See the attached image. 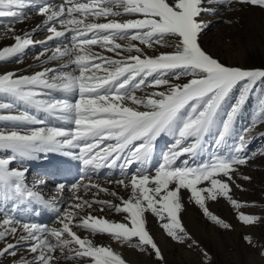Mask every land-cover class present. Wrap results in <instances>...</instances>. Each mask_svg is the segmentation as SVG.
Returning a JSON list of instances; mask_svg holds the SVG:
<instances>
[{"label": "snow or ice", "instance_id": "obj_1", "mask_svg": "<svg viewBox=\"0 0 264 264\" xmlns=\"http://www.w3.org/2000/svg\"><path fill=\"white\" fill-rule=\"evenodd\" d=\"M214 3L264 10V0H0V18L10 19L3 35L12 41L0 44V63H19L28 49L43 46L34 57L39 70L0 72V111L9 112L0 115V121L14 125L0 129V193L5 201H13L12 211L16 202H28L56 213L49 227L5 210L0 215V264H129L113 245L168 264L148 228L149 214L167 240L196 252L199 264H212L209 251L183 221L184 193L188 203L221 230L234 231L232 223L209 207L221 199L242 226L264 224V215L245 211L255 209L257 202L234 194V189L246 191L238 180H252L240 169L257 155L264 156V151L249 155L247 150L254 130L264 124V69L228 66L205 51L200 37L209 22L201 17L214 13L205 6ZM25 9H34L42 22L17 33L13 25L24 22ZM41 31L47 33L44 39L34 40ZM61 38L67 43L47 47ZM51 62L59 63L46 66ZM254 91L259 93L256 110L236 133L235 120ZM20 105L25 110L11 114ZM28 108L69 127L37 126L45 121ZM165 135L173 143L151 170L147 165ZM209 135L227 154L214 151L195 166L188 160L177 163L183 155H198ZM259 135L264 138V132ZM54 151L79 161L82 175L70 186L58 184V195L46 199L27 184L23 163ZM17 161L21 167L13 168ZM102 168L119 169L122 178L108 183L123 188L127 198L91 181L87 174ZM66 187L71 200L58 207ZM93 189L91 199L80 195ZM98 193L113 199H100ZM106 211L120 219L94 214ZM100 236L109 243H98ZM241 239L264 258V243L250 234Z\"/></svg>", "mask_w": 264, "mask_h": 264}, {"label": "rangeland", "instance_id": "obj_2", "mask_svg": "<svg viewBox=\"0 0 264 264\" xmlns=\"http://www.w3.org/2000/svg\"><path fill=\"white\" fill-rule=\"evenodd\" d=\"M205 6L214 10V13L206 12L201 17V19L204 20L205 22H209V27L204 31V33L200 37V43L202 47L205 49V51H207L209 54H212L215 58L219 59L222 63L228 66L241 67L245 69H264V10L258 7H252L241 4H235L231 8L226 5H221L216 3L211 5L206 4ZM25 16L26 19L24 20L23 23L16 22L13 25L17 33H21L25 31V29H30L31 27L29 24L36 22V20L37 21L39 20L38 15L36 14L29 15L26 12V10H25ZM229 20L232 21V23L230 24L226 23V21ZM9 24H10L9 18H0V44H3L5 46L12 42L10 39L6 38L3 35L4 28ZM46 35H47L46 32L41 31L36 33L33 36V39L39 41L41 39H44ZM61 39L57 40L54 43V45H58L60 43H67L66 40H64L63 38ZM42 49L43 46L37 44L35 47H32L26 51V53L22 56L19 63L15 61L0 63V72L8 71L10 68H13L17 65H28L34 63L36 61L34 57L40 51H42ZM244 52L248 53L247 60L244 63L243 62L239 63L238 61L241 60L240 58ZM106 55H111V54L106 53ZM227 60L228 61L230 60L231 63L229 64ZM260 87L261 85L257 84V88ZM58 94L59 93H57L55 96H57ZM236 95H238V89L234 90L233 92V97H235ZM258 95L259 93L254 91L251 97L249 98V100L247 101V103L245 104V106L243 107L242 111L238 114L234 125L236 133H239L243 127L247 126L250 123L252 114L256 110ZM232 102H234V99L230 100L228 103L230 104ZM261 132H264V124L259 125L254 130L253 133L254 138L252 139L251 143L248 145V149H247L249 155H251L253 152L264 151V138L260 137L259 135V133ZM172 143L173 140L172 137L170 136L165 135L159 138L156 147L157 152H160V154L162 155L163 152L168 150L169 146ZM228 143L229 145L232 144L233 140L229 139ZM214 151L217 154H227L228 149L223 146L217 148L214 142V136L209 135L205 140L203 149L199 152L198 155H196L195 157H191L187 154L183 155L178 159L177 163L182 164L184 160H188L190 165L195 166L197 164H201L209 160ZM240 171L246 175L251 176L252 180L251 182L238 180L239 183L244 185L246 191L240 192L234 189L235 197L246 201H256L258 206L255 209H245V211L254 210L253 212L259 215H264V156L257 155L255 158L250 160L248 166L242 167ZM75 176H77V174H75ZM75 181L76 180H74L73 182ZM46 191H49V193L51 192L49 188ZM17 204L19 205V202H17ZM226 204L227 202L224 201L223 199H221L217 203H213V202L209 203V207L214 213L218 214L228 222L232 223L234 226V231L231 232L224 231L215 227L219 232L218 234L222 239V243L224 244L225 250L223 252V256L221 259L220 258L216 259L214 254L211 251H209V253L213 258L212 264H238L236 258L238 249L235 245L238 244L246 245L244 241L241 239V236L243 234H250L254 237L255 240L264 243V231H263L264 224H259L252 228L242 226L235 220L234 212L229 205L228 208L230 209V212L227 213ZM193 209L196 212V219L199 222L202 223L204 221L205 224L207 225L210 224L205 220L200 210L195 205H193ZM106 213L115 214L113 212H107V211ZM154 221H155L154 218L149 214L148 225L151 228V230L154 229L156 234H158L156 240L160 244L162 249L164 248L163 251H165L164 240L167 238L163 235L159 227L155 225L156 223ZM185 225L188 228V230L193 234V236L200 241L201 233L191 228L187 223H185ZM160 236L161 237L164 236V237L161 238ZM99 242L108 243V239L107 237L102 236L101 239H98V243ZM168 243L171 244L172 242L169 241ZM171 245L172 248L168 249V253H171L173 259L171 264L191 263L190 261H187L185 259L183 261H180L179 259L178 261V258L180 257V248L187 250L185 247L176 245L174 243H172ZM194 253L196 255V258L198 259V262H196V264H199L200 257L196 252ZM6 263L7 260H4L3 264ZM67 264H73V262H67ZM154 264H156L155 260H154Z\"/></svg>", "mask_w": 264, "mask_h": 264}, {"label": "bare ground", "instance_id": "obj_3", "mask_svg": "<svg viewBox=\"0 0 264 264\" xmlns=\"http://www.w3.org/2000/svg\"><path fill=\"white\" fill-rule=\"evenodd\" d=\"M52 3H59L60 0H50ZM26 12L29 15L36 14L34 9H25ZM39 20L36 22H33L30 25V29H25V31H29L37 24H40L42 22V18L40 16ZM27 27V26H26ZM62 40V39H61ZM56 41H51L47 45V47L54 49L57 45H54ZM99 50V49H96ZM256 50V49H255ZM253 50V51H255ZM50 54V53H49ZM212 55V54H211ZM248 53L244 52L241 56V60L238 62H245L247 60ZM228 61V60H227ZM229 64L231 63L230 60L228 61ZM59 62H51L49 63L48 67H55L58 65ZM40 64L38 61H35L32 64L28 65H17L13 68H10L8 71H18L20 74H31L33 71L39 70ZM57 94V93H56ZM56 94H52L55 96ZM61 94H58L56 97H60ZM0 99H4L3 97H0ZM25 110V106L20 105L18 108L12 110L11 114H17L20 111ZM27 111L30 112L32 115H36L39 119H42L45 121V125H37V126H55V127H69L68 124L62 121H57L53 119L52 117L47 116L46 114L42 112H38L33 108H28ZM9 112L7 111H0V115H7ZM14 127L12 122L9 121H0V129L7 130L9 128ZM76 151V150H73ZM4 155L3 153H0V156ZM38 158L34 160L24 161L23 167L28 169L27 175H26V182L30 187H34L37 192L42 194L46 199H51L54 196L58 195L57 185L58 184H65L66 186H70L71 183H73L76 178H80L81 173V167L79 161L72 159L71 157L64 155L62 151H54L49 152L47 154H37ZM160 152H157V148L155 149L153 153V158L150 161V163L147 165V167L151 170H154L156 166H158V163L161 158ZM13 168L21 167V164L19 161L12 164ZM137 166H133L131 171H135V168ZM79 173V176L74 177L73 173ZM111 172V175L109 173ZM88 177L91 179L92 182L98 183L102 185L103 187L108 188L110 191H117L120 193V195L125 196L127 198V193L125 190L121 187L116 186L115 184H109L108 180H116L122 178L119 173V169H108V168H102L97 172L90 171L88 174ZM37 181H40V183H35ZM87 182V181H85ZM50 189L49 191H46L47 189ZM95 190L93 189L89 193H84L83 191L80 192V195L87 196L88 199L92 198L93 193ZM72 193L66 189L64 190L62 194V203L58 204L57 206H67V204L71 200ZM185 196V210L182 213L183 221L184 223H187L191 228L194 230H197L201 233L200 236V242L204 248H206L208 251H211L216 259H221L224 252V244L222 243V239L219 236L218 230L211 224L207 225L204 223V221L201 223L196 219V212L193 209V205L191 203H188L187 201V193H184ZM98 197L100 199H108L109 195L106 193H98ZM110 200L113 198H109ZM215 206V205H214ZM97 209L99 206H96ZM36 209V211H33V209ZM227 213L230 212V209L228 208V204H226ZM13 209V201L8 200L5 201L3 199L2 193H0V215L3 214L5 210L11 212L13 215L17 216L18 218L27 221V222H34L42 225H47L49 227L54 226L56 213L50 209H46L42 207L39 204L36 203H28V202H19V205L16 202V210L12 211ZM254 211V210H253ZM99 215H106L111 219H120V217L116 214H107L105 213H94ZM155 222V221H154ZM156 225V224H155ZM148 228L152 232V234L155 236V238L158 236L156 234L155 230H151V228L148 225ZM206 228V229H205ZM156 229V228H155ZM264 231V230H263ZM161 237V236H160ZM162 236L161 238H163ZM102 236L97 237L98 239H101ZM159 238V237H158ZM164 240V239H163ZM163 242V241H161ZM164 255L166 257V260L168 264H171L172 262V256L171 253H168V249L172 248V243L169 244L167 239L164 240ZM239 242V241H238ZM109 243V241H108ZM117 248V251H120L124 258L129 261V264H154V260L152 257H149L145 254L136 253L133 250H130L128 248H119L116 245H113ZM238 249V253L236 254V258L238 261V264H264V258H261L258 255V251L256 249L249 248L248 246L241 244V245H235ZM164 249V248H163ZM227 250V249H226ZM179 256V255H178ZM259 256V257H258ZM183 261L184 259L187 261H190L193 264H196L198 262V259L196 258V255L194 252H189L188 250L180 248V257L178 258V261ZM66 262L61 261V264H64ZM189 263V262H188ZM190 263V264H191ZM8 264V262L6 263Z\"/></svg>", "mask_w": 264, "mask_h": 264}]
</instances>
